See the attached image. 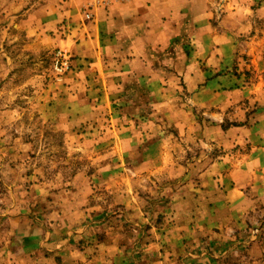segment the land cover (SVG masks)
Listing matches in <instances>:
<instances>
[{
    "label": "crops",
    "instance_id": "0c3cea01",
    "mask_svg": "<svg viewBox=\"0 0 264 264\" xmlns=\"http://www.w3.org/2000/svg\"><path fill=\"white\" fill-rule=\"evenodd\" d=\"M94 1L0 0L2 12L20 18L17 24L34 37L33 44L67 50L74 57V69L66 76L71 113L92 115L102 100L117 103L122 110L113 105L110 125L114 132L117 126L123 128L121 134L127 132L117 143H134L139 137L163 153L168 145L163 136L149 141L148 133L123 123L163 115L204 145L250 147L237 158L202 168L196 184L192 174L183 181L177 180L181 174L174 177L176 184L184 183L172 188L171 199L154 201L151 210L145 199L137 200L139 191L126 172V191L118 192L123 206L100 219L90 213L88 222H13L12 233H17L10 236L15 244L8 264H188L193 258L209 259L201 256L209 250L205 244L218 243L226 228L234 227L232 221L249 209L254 195L248 186L264 178V38L250 44L249 57L240 54L236 29L249 12L234 5L239 0L227 2L228 12L221 18L214 0H128L94 6L91 19L85 8ZM248 9L264 16V0ZM182 95L192 98L199 112L182 103ZM195 113H200L199 123ZM206 114L216 121L206 123ZM171 144L177 151V142ZM163 153L138 161L156 167L137 171V178L159 179L166 164ZM228 163L233 169L223 170Z\"/></svg>",
    "mask_w": 264,
    "mask_h": 264
},
{
    "label": "rangeland",
    "instance_id": "374dc122",
    "mask_svg": "<svg viewBox=\"0 0 264 264\" xmlns=\"http://www.w3.org/2000/svg\"><path fill=\"white\" fill-rule=\"evenodd\" d=\"M229 1H213L218 18L228 12L225 5ZM262 1L239 0L234 4L249 12V17H239L241 24L236 29L243 56L249 57L250 44L264 38V16L258 15L256 10L252 14L248 9L257 8ZM1 6L0 264L9 263L11 245L15 244L10 237L17 233V230L12 233L16 229L13 222H88L92 218L90 213L94 219H100L103 214L118 211L123 206L118 192L126 191V172L133 176L129 183L139 191L135 192L139 195L137 200L145 199L146 208L151 210L154 201L156 205L171 199L172 188L184 183L176 184L174 177L181 174L177 180L183 181L184 175L192 174L190 179L196 184L202 168L217 160L237 158L240 151L249 150L250 145L240 149L241 146L204 145L190 132L179 131L163 115L141 117L135 123L123 125L139 127L149 134V141L163 136L168 144L164 147L165 153L142 143L139 137L134 143L121 141L118 144L117 139H123L127 132L124 129L121 134V126L114 132L110 115L113 105L118 107L116 111L122 107L102 100L92 115L71 113L74 102L66 89L71 85L70 81L66 82V76L74 69V57L67 50L33 44L34 37L18 26L20 18H8ZM93 17L94 13L89 18ZM64 52L69 68H61L59 54ZM182 97L185 99L182 103H188L199 112L192 98ZM198 115L200 113L194 114L197 123L201 119ZM202 118L206 123L216 121L211 114ZM157 127H161L160 132ZM133 133L140 135L138 131ZM174 140L177 151L171 144ZM162 153L166 164L162 175L158 174L159 179L150 173L152 180L138 179L137 171L149 172L156 167L154 163L138 165V161L145 155L158 158ZM229 167L233 169L229 163L224 164L223 170ZM248 188L254 194L249 209L237 213L232 221L234 227L226 228L218 243L205 244L209 250L201 256L208 255L209 259L196 262L198 259L193 258L188 264H264V178L253 180ZM150 210L145 214L149 216Z\"/></svg>",
    "mask_w": 264,
    "mask_h": 264
},
{
    "label": "built area",
    "instance_id": "2783aa9c",
    "mask_svg": "<svg viewBox=\"0 0 264 264\" xmlns=\"http://www.w3.org/2000/svg\"><path fill=\"white\" fill-rule=\"evenodd\" d=\"M125 1H128V0H95L91 6H88V8H85V11L88 17H92L93 16L92 8L94 6H110L111 4L115 2H125ZM59 57H60V60L62 59L61 68H69L70 64H69V61L67 60L68 59L67 54L65 52L61 53L59 54Z\"/></svg>",
    "mask_w": 264,
    "mask_h": 264
}]
</instances>
